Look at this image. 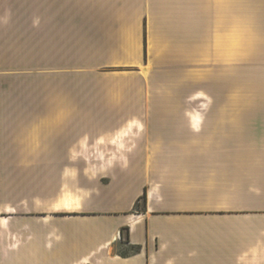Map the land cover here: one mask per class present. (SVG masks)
I'll return each mask as SVG.
<instances>
[{
    "label": "crops",
    "instance_id": "obj_1",
    "mask_svg": "<svg viewBox=\"0 0 264 264\" xmlns=\"http://www.w3.org/2000/svg\"><path fill=\"white\" fill-rule=\"evenodd\" d=\"M130 1L0 0V264H264V113L155 110Z\"/></svg>",
    "mask_w": 264,
    "mask_h": 264
},
{
    "label": "rangeland",
    "instance_id": "obj_2",
    "mask_svg": "<svg viewBox=\"0 0 264 264\" xmlns=\"http://www.w3.org/2000/svg\"><path fill=\"white\" fill-rule=\"evenodd\" d=\"M146 2L149 22L129 27L131 32L145 29L147 35L149 65L142 68L150 80L147 94L162 97L155 110L264 113V23L237 17V0H209V21L204 23L198 21L203 15L196 6L201 0L192 5L186 0ZM139 3L130 1L131 12ZM189 15L194 22L187 21ZM112 26L83 24V33L104 37ZM137 70L112 69L120 72L116 77L131 80L141 78Z\"/></svg>",
    "mask_w": 264,
    "mask_h": 264
},
{
    "label": "trees",
    "instance_id": "obj_3",
    "mask_svg": "<svg viewBox=\"0 0 264 264\" xmlns=\"http://www.w3.org/2000/svg\"><path fill=\"white\" fill-rule=\"evenodd\" d=\"M141 201H143V202L146 204V202H147V195H146V193L144 194L143 197H141V199H140L139 202L137 203V205H136V209H137V210H138V207H139Z\"/></svg>",
    "mask_w": 264,
    "mask_h": 264
},
{
    "label": "bare ground",
    "instance_id": "obj_4",
    "mask_svg": "<svg viewBox=\"0 0 264 264\" xmlns=\"http://www.w3.org/2000/svg\"><path fill=\"white\" fill-rule=\"evenodd\" d=\"M198 98H202V96L201 95H198ZM65 201H66V203H69L70 199L69 198H66Z\"/></svg>",
    "mask_w": 264,
    "mask_h": 264
},
{
    "label": "clouds",
    "instance_id": "obj_5",
    "mask_svg": "<svg viewBox=\"0 0 264 264\" xmlns=\"http://www.w3.org/2000/svg\"><path fill=\"white\" fill-rule=\"evenodd\" d=\"M169 264H173V262H172V261H170V262H169Z\"/></svg>",
    "mask_w": 264,
    "mask_h": 264
}]
</instances>
